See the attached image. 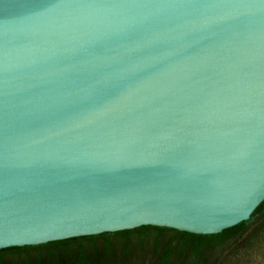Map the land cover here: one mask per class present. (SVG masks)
Returning <instances> with one entry per match:
<instances>
[{"label":"water","instance_id":"obj_1","mask_svg":"<svg viewBox=\"0 0 264 264\" xmlns=\"http://www.w3.org/2000/svg\"><path fill=\"white\" fill-rule=\"evenodd\" d=\"M263 207L264 0H0V255Z\"/></svg>","mask_w":264,"mask_h":264},{"label":"trees","instance_id":"obj_2","mask_svg":"<svg viewBox=\"0 0 264 264\" xmlns=\"http://www.w3.org/2000/svg\"><path fill=\"white\" fill-rule=\"evenodd\" d=\"M264 236V207L253 222L217 242L171 239L145 231L96 244L81 242L7 252L0 264H228L231 257Z\"/></svg>","mask_w":264,"mask_h":264},{"label":"rangeland","instance_id":"obj_3","mask_svg":"<svg viewBox=\"0 0 264 264\" xmlns=\"http://www.w3.org/2000/svg\"><path fill=\"white\" fill-rule=\"evenodd\" d=\"M230 260L228 264H264V236Z\"/></svg>","mask_w":264,"mask_h":264}]
</instances>
